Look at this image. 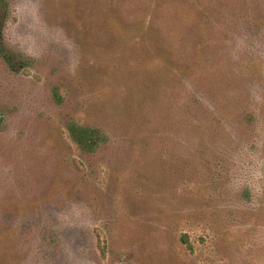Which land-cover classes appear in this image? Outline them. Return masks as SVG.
I'll use <instances>...</instances> for the list:
<instances>
[{"label": "rangeland", "instance_id": "1", "mask_svg": "<svg viewBox=\"0 0 264 264\" xmlns=\"http://www.w3.org/2000/svg\"><path fill=\"white\" fill-rule=\"evenodd\" d=\"M6 1L0 264H264V0Z\"/></svg>", "mask_w": 264, "mask_h": 264}, {"label": "trees", "instance_id": "2", "mask_svg": "<svg viewBox=\"0 0 264 264\" xmlns=\"http://www.w3.org/2000/svg\"><path fill=\"white\" fill-rule=\"evenodd\" d=\"M8 13V2L6 0H0V56L11 71L19 72L25 70L28 67V63L21 55L11 51L5 43L4 28ZM68 130L75 144L84 153H95L106 142V136L101 130L93 127L71 123L68 126ZM99 241L101 242V237H99ZM182 241L188 248H191L187 236H184ZM101 249L103 251L105 250V241L101 245Z\"/></svg>", "mask_w": 264, "mask_h": 264}]
</instances>
